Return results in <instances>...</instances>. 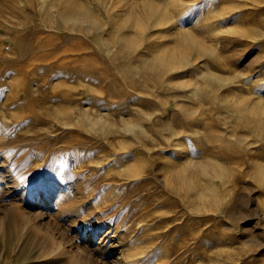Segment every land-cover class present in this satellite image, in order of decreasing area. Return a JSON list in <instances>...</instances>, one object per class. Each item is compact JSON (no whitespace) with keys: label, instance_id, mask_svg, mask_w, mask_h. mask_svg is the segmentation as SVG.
Wrapping results in <instances>:
<instances>
[{"label":"rangeland","instance_id":"1","mask_svg":"<svg viewBox=\"0 0 264 264\" xmlns=\"http://www.w3.org/2000/svg\"><path fill=\"white\" fill-rule=\"evenodd\" d=\"M0 139L47 222L6 195L0 264H85L75 245L103 234L121 237L107 261L133 247L135 264H264V0H0ZM142 202L157 212L137 224Z\"/></svg>","mask_w":264,"mask_h":264},{"label":"bare ground","instance_id":"2","mask_svg":"<svg viewBox=\"0 0 264 264\" xmlns=\"http://www.w3.org/2000/svg\"><path fill=\"white\" fill-rule=\"evenodd\" d=\"M148 15L153 19L155 24H166L167 22H170L169 19H167L168 14H167L166 11L159 12L156 9H154L151 5H148ZM167 26L170 27L171 24L168 23ZM5 117L3 116V118H5ZM57 120H59V118H57ZM81 123L84 124V125H88L89 127L91 126L92 129L100 128L102 130L110 129L113 126V124H114L110 120H106L104 117H102V113H99V115H97L96 117H90L86 113H84V116H82V119H81ZM124 126H125L124 128L126 129L127 132L135 135V132L133 131V125L126 123ZM0 143H2L1 139H0ZM144 146H145V148L147 150H150L152 148V146L150 144H145ZM130 152L131 151H128V152H126L127 154L126 153L123 154L124 157H129V158H127L126 164L124 165L125 168H126V173L130 177L131 176L138 177L140 175L139 171H138L139 170L138 166L136 164H134V162L133 163H129L128 162L130 157H135L137 154H131L130 155L129 154ZM166 156L168 157V155H166ZM169 158H171V157H169ZM169 158L167 159V168H170L171 165H172L170 163ZM171 159H173V158H171ZM5 161L0 159V206L2 205L1 209L3 208V210H4V208L6 207L7 204H10V203L12 204V202H10V203L8 202V200L5 197L6 195H13V194H15L17 192H21V195L18 196L20 201L19 202L17 201V203L16 202H14V203H16V205L19 208V210H21V213L23 215V219H25L24 221H26L29 218H31L33 220L32 221V225H36L38 228H42V226H45V224L47 222L43 221V215L40 212V209H39V211L34 209L41 202H43L44 198H43L42 190L40 192L39 191L40 189H34L31 192V202L29 203V205H27L26 203H23L24 197H26V195H24V193H25V190H27V188H26V186L24 184H22L20 186L18 178L13 175L12 168L10 166H8V163L5 162ZM57 175H58V177L60 176L59 173H57ZM141 204L142 205H141L140 208L143 207L142 211L134 219L135 223H137V224L142 222V221H145V223L147 221H149L152 218V214L154 212H157L155 209H156V207H158V206H156V207L154 206V208L144 209L145 206L143 205V202ZM161 207H159V209L163 210V208H161ZM158 212L161 213L162 211H158ZM162 221L164 223L163 226H167L168 223L170 222L168 218L167 219H162ZM0 224H1V219H0ZM93 230L94 229H92V231ZM166 233H164V234H166ZM189 235H191V234H189ZM104 236L105 235L103 234V236L100 237V241L98 242V246L96 247V248H99V250L101 252H99V250H97L96 252H94V251L90 252V249H88L86 246L75 245L74 248H75L76 253H77L76 256L79 259H81V258L84 259L83 262L85 264H122L117 259V257L119 255L122 257L123 261L126 260V261L130 262L131 264H135V263H138V262L142 261V259H144V257L146 256L147 250H144L143 248L142 249H135V248L131 247V248H129L128 251H125L124 249L118 251L119 255L116 256V258H113L112 261L104 260L103 259V252L105 250L109 249V248H112V247H115V246H119V244H120L119 240L121 238L120 236L118 238L116 236H114L115 239L112 240L110 243H108L107 242L108 239H106V237H104ZM187 237L191 238L193 236L191 235V237L190 236H187ZM198 238H199V236H198ZM101 240H102V242H101ZM100 242L102 244L106 245V246H100L99 245V244H101ZM63 243H64L63 239H58L56 241H52L51 245L47 248V250L45 252L51 257V259H53L55 257H59L64 252H66L63 249ZM70 247L73 248V244H71ZM102 247H105V248H103L101 250ZM71 250L72 249H70V251ZM161 253H162L161 255L163 257H165V258L170 255V253H168L167 250H165L164 248H163ZM23 257L24 258H29L30 255H28V256L26 255V256H23Z\"/></svg>","mask_w":264,"mask_h":264}]
</instances>
